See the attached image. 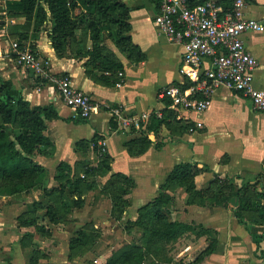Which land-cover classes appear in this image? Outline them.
Segmentation results:
<instances>
[{
  "label": "crops",
  "instance_id": "obj_1",
  "mask_svg": "<svg viewBox=\"0 0 264 264\" xmlns=\"http://www.w3.org/2000/svg\"><path fill=\"white\" fill-rule=\"evenodd\" d=\"M122 1L131 9L130 35L145 58L132 64L106 41L123 64V76L117 75L119 86L117 83L110 87L94 83L85 74V58H75L68 53L57 56L43 32L29 40L46 60L50 74L68 76L76 89L89 95L95 110L88 119L79 121L63 103L53 83L38 81L32 72L18 64L9 42L16 41L13 27L21 21L7 17L5 0H0V76L11 79L31 105L52 104L59 115V119L46 121V134L54 150L35 157L46 170L45 186H57L53 177L61 162L68 163L74 170L79 163L92 166L91 159L98 161L99 155L91 149L83 152L75 148L78 141L92 138H97V144L110 158V171L96 181L104 183L111 174L120 173L134 182V187L124 197L128 206L119 220L111 217V201L99 193L101 185L98 184L97 189L84 196L83 207L74 210L68 221L48 224L41 211L38 224L48 230L44 235L36 234L33 228L18 227L16 220L27 204L42 198V190L33 189L27 195L0 196V264H28L33 251L38 257L36 264H105L123 242L142 249L141 264L263 263L264 223L257 224L254 220L258 215L256 207L264 206V195L254 201L256 207L241 211L242 221H239L235 216L236 201L226 207L187 205L183 189L168 191L174 196L169 220L190 225L192 230L174 242L160 244L152 252L143 248L141 233L127 224L135 221L139 210L161 192V184L173 166L181 162L210 169L211 172L196 178H199V187L215 173L233 179L238 188L250 185L252 192L264 194V111L254 110L250 101L238 93L219 89L202 114L172 109L180 120V127L188 126L187 129L172 133L162 128L157 138L149 135L153 143L145 153L130 156L124 143L134 135L119 129L112 120L111 109L121 106L124 114L146 113L150 117H160L169 100L159 99V92L166 87L185 90L190 82L180 72L182 46L169 42L154 23L158 0ZM244 1V16L264 26V0ZM244 42L257 61L253 85L264 91V31L246 33ZM207 66L208 59H203L201 70ZM197 121L202 127L189 132ZM86 223L98 229V236L70 257L69 240L74 231ZM27 233L30 236L26 238ZM212 239L215 240L212 251L197 261Z\"/></svg>",
  "mask_w": 264,
  "mask_h": 264
},
{
  "label": "trees",
  "instance_id": "obj_2",
  "mask_svg": "<svg viewBox=\"0 0 264 264\" xmlns=\"http://www.w3.org/2000/svg\"><path fill=\"white\" fill-rule=\"evenodd\" d=\"M219 2L225 11L230 10L229 0ZM5 9L10 19L22 20L13 27L20 48L40 33L49 15L52 28L48 38L55 54L61 57L68 53L75 58H85V74L101 86H114L119 80L118 73L123 72L122 62L108 48L107 40L132 64L140 63L145 58L130 35L131 9L122 0H5ZM77 32L87 39L89 45L82 44L71 54L68 52V45L71 41H77ZM29 46L36 50L33 44L29 43ZM189 85L187 83L184 88ZM169 104L170 101H166V108L161 116L152 115L142 130L129 131L134 136L124 146L130 156L145 153L153 143L149 135L157 138L162 128L172 133L183 131L184 127H180V120L168 108ZM54 119H59V115L52 104L31 105L11 79L0 76V196L26 195L33 189L42 190V198L27 204L16 218L18 227L33 228L38 235L48 233L44 226L38 224L41 211L48 224L68 221L74 210L83 207L84 196L97 189L100 183L96 178L110 171V158L97 144V138L80 140L75 148L83 152L91 149L97 153V165L91 166L83 162L72 170L68 163L61 162L56 166L53 177L57 186L47 188L46 170L35 157L54 150V144L46 134V121ZM78 120L82 121L81 118ZM187 128L188 126L184 129ZM207 172H211L208 167L200 168L194 163L181 162L173 166L160 186L161 192L150 204L139 210L135 221L127 223L141 231L143 248L152 252L160 244L174 242L192 230L190 225L169 220L168 214L174 203V196L168 191L183 189L187 205L226 207L236 201L238 211L235 216L239 221H242L241 211L256 207L254 201L264 195L255 190L252 192L250 188L253 186L250 185L238 188L234 180L226 176L221 181L215 173V179L206 188L198 189L195 178ZM108 178V182L101 184L99 193H105V197L111 201V217L119 220L128 206L124 197L134 187V182L120 173L111 174ZM113 180H117L116 186L112 185ZM256 212L258 215L254 222L263 224L264 206H257ZM97 234L98 229L87 223L75 230L68 244L70 257L93 243ZM29 236V233L25 234L26 238ZM214 244L215 240L212 239L197 261L210 253ZM37 259L36 252L33 251L28 264H36ZM143 259L144 252L140 247L125 244L112 253L105 264H141Z\"/></svg>",
  "mask_w": 264,
  "mask_h": 264
},
{
  "label": "built area",
  "instance_id": "obj_3",
  "mask_svg": "<svg viewBox=\"0 0 264 264\" xmlns=\"http://www.w3.org/2000/svg\"><path fill=\"white\" fill-rule=\"evenodd\" d=\"M229 1L231 8L225 11L219 0H158L154 23L169 42L182 46L180 72L190 82L185 90L166 87L159 92V99L170 101L169 108L202 114L213 94L226 89L246 97L254 110L264 111V91L253 85L257 61L244 42L246 33L263 32L264 26L244 16V0ZM11 48L18 64L32 72L38 81L56 86L63 103L75 116L81 119L91 116L95 106L89 95L76 89L68 76L50 74L46 60L28 43L20 48L14 41ZM203 59H208V66L201 70ZM118 76L121 78L123 73ZM111 117L120 130L129 132L142 129L150 115L124 114L123 108L117 106L111 109ZM201 127L202 123L197 121L188 131Z\"/></svg>",
  "mask_w": 264,
  "mask_h": 264
},
{
  "label": "rangeland",
  "instance_id": "obj_4",
  "mask_svg": "<svg viewBox=\"0 0 264 264\" xmlns=\"http://www.w3.org/2000/svg\"><path fill=\"white\" fill-rule=\"evenodd\" d=\"M20 21L22 22V20L20 19ZM51 28H52V22H51V19H50V17H49V15H47V21L45 22V24L41 27V31L40 32H43V34L45 35V36H49V32H50V30H51ZM76 37H77V41H71L70 43H69V45H68V52L69 53H71V54H74V52H75V50H76V48L78 47V46H81L82 44H84V45H86V46H88L89 45V43H88V41H87V39L85 38V37H82L81 36V33L80 32H77L76 33ZM49 39V38H48ZM11 41H13L14 42V40H10V45L13 43V42H11ZM30 44H32L31 42H29ZM97 159H91L90 161H89V163H91V164H93L92 166H96L97 165V162L98 161H96ZM198 177V176H197ZM196 177V178H197ZM195 178V180H196V185H197V181L199 180V178H200V175H199V178L198 179H196ZM205 178H207L206 177V175H205ZM204 178V179H205ZM107 179H109V178H107ZM107 179H106V181H107ZM203 179V180H204ZM215 179V177H211L210 179H208V181L204 184V186H202V187H199L198 185H197V188L198 189H203V188H206L208 185H209V183L211 182V181H213ZM219 179L221 180V181H223V177H219ZM117 180H113L112 181V185L113 186H116V184H118V182H116ZM200 181H202V180H200ZM199 181V182H200ZM100 184L99 185H101L102 183H101V181H98ZM108 182V181H107ZM198 184H200V183H198ZM27 195V194H26ZM102 195L105 197V193L103 194L102 193ZM95 196V195H94ZM136 230H137V232H139V233H141V231L139 230V229H137V228H135ZM138 242H139V240H138ZM124 244L123 245H125V242H123ZM122 245V246H123ZM121 246V247H122Z\"/></svg>",
  "mask_w": 264,
  "mask_h": 264
}]
</instances>
